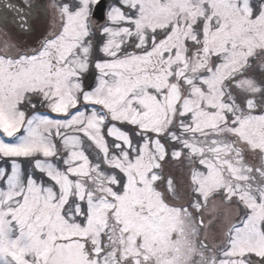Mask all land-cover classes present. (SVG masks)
Here are the masks:
<instances>
[{
    "label": "snow or ice",
    "instance_id": "obj_1",
    "mask_svg": "<svg viewBox=\"0 0 264 264\" xmlns=\"http://www.w3.org/2000/svg\"><path fill=\"white\" fill-rule=\"evenodd\" d=\"M0 264H264V0H0Z\"/></svg>",
    "mask_w": 264,
    "mask_h": 264
},
{
    "label": "rangeland",
    "instance_id": "obj_2",
    "mask_svg": "<svg viewBox=\"0 0 264 264\" xmlns=\"http://www.w3.org/2000/svg\"><path fill=\"white\" fill-rule=\"evenodd\" d=\"M41 2H43V0H41ZM34 22H36V21L34 20ZM25 39H27V37H25Z\"/></svg>",
    "mask_w": 264,
    "mask_h": 264
}]
</instances>
